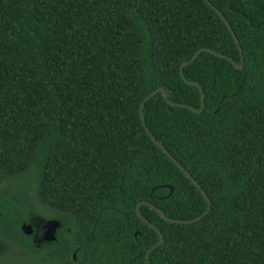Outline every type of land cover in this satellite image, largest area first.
Instances as JSON below:
<instances>
[{"label": "trees", "instance_id": "obj_1", "mask_svg": "<svg viewBox=\"0 0 264 264\" xmlns=\"http://www.w3.org/2000/svg\"><path fill=\"white\" fill-rule=\"evenodd\" d=\"M209 2L245 63L184 68L196 113L180 66L241 63L205 0H0V264H145L140 202L207 210L160 87L212 209L141 206L149 264H264V0Z\"/></svg>", "mask_w": 264, "mask_h": 264}, {"label": "water", "instance_id": "obj_2", "mask_svg": "<svg viewBox=\"0 0 264 264\" xmlns=\"http://www.w3.org/2000/svg\"><path fill=\"white\" fill-rule=\"evenodd\" d=\"M206 2H208L213 8L214 10L217 12V14L224 20L226 26L228 27V29L230 30L235 43L237 45V47L239 48L240 54H241V63L237 64L231 57L221 54V53H217L209 48H201L199 49L197 52H195V54L192 56V58L187 61L184 62L181 66H180V72H181V77L188 83L191 84L193 86H197L201 92V107L199 109H194L192 107H189L185 104H179V103H174L171 100H169L168 98V94L166 92V90L164 88H158L155 91H153L151 94H149L141 103L140 106V110H139V114H140V118L141 121L143 123V126L146 130V132L148 133L149 137L152 139V141L175 163L178 165V167L185 173V175L191 180V182L200 190V192L202 193L203 197L207 200L208 203V208L207 210L199 217H197L196 219L193 220H177V219H171L166 217L165 213L157 208L155 205L147 202V201H142L140 202L137 207H136V211L137 214L139 215V217L143 220V222H145L147 225H149L152 229H154L158 235H159V241L148 250L146 256H145V264H149V258L151 253L156 250L159 246H161L164 242V235L163 233L157 229L151 222H149L147 219H145L143 217V215L141 214V206L146 205V206H150L152 209L156 210L158 212V214L160 216H162L163 218H165L167 221L169 222H173V223H180V224H189V223H194L197 222L199 220H201L204 216H206L208 213H210L211 209H212V201L209 198V196L207 195V193L203 190V188L199 185V183L193 178V176L190 174L189 171L186 170L185 167L181 166L179 164V162L173 157V155H171V153H169V151L155 138V136L152 134V132L150 131V129L147 127V124L145 122V114H144V108H145V104L154 96H156L158 93H161L163 95V97L168 101V103L172 106H177V107H189L190 109H192L194 112L196 113H201L204 109H205V94L204 91L201 87L200 84L196 83V82H189L185 75H184V68L191 65L196 59L197 57L201 54V53H212L215 55H218L224 59H227L229 61H231L233 63V65L237 68V69H242L244 67V56H243V49L241 47L240 41L237 37V35L235 34V31L233 30V27L231 26L230 22L227 20V18L223 15V13L221 11H219L218 8H216L215 6L212 5V3L209 2V0H205ZM173 192V188H171V193ZM40 222H43L40 220ZM43 236L42 239L40 241H47V242H54L57 240L56 237V233L58 231V229L61 227V223L58 220H48L45 222L44 226H43ZM22 229L25 232V234L27 235H31L34 232V228L32 226V224H27L24 223L22 225ZM75 259V256H74Z\"/></svg>", "mask_w": 264, "mask_h": 264}, {"label": "rangeland", "instance_id": "obj_3", "mask_svg": "<svg viewBox=\"0 0 264 264\" xmlns=\"http://www.w3.org/2000/svg\"><path fill=\"white\" fill-rule=\"evenodd\" d=\"M16 249L18 250L16 255L17 256L21 255L22 251L19 250V248H17V247L12 248V251H15ZM26 257L28 258V256H26ZM24 259H26V258H24Z\"/></svg>", "mask_w": 264, "mask_h": 264}, {"label": "flooded vegetation", "instance_id": "obj_4", "mask_svg": "<svg viewBox=\"0 0 264 264\" xmlns=\"http://www.w3.org/2000/svg\"><path fill=\"white\" fill-rule=\"evenodd\" d=\"M59 229H60V228H59ZM59 229H58V230H59ZM57 232H58V231H57ZM43 233H44V230H43ZM43 233H42V236H43ZM56 234H57V233H56ZM138 234H139V232H136V233H135V236H137ZM74 256H75V259H76V254H74ZM74 256H73V258H74Z\"/></svg>", "mask_w": 264, "mask_h": 264}, {"label": "clouds", "instance_id": "obj_5", "mask_svg": "<svg viewBox=\"0 0 264 264\" xmlns=\"http://www.w3.org/2000/svg\"><path fill=\"white\" fill-rule=\"evenodd\" d=\"M34 233V232H33ZM39 241L41 240V239H38Z\"/></svg>", "mask_w": 264, "mask_h": 264}]
</instances>
